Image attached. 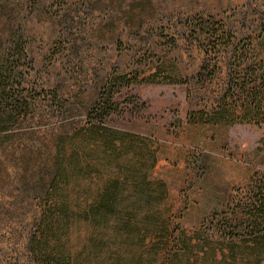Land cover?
Returning <instances> with one entry per match:
<instances>
[{
  "label": "rangeland",
  "instance_id": "rangeland-1",
  "mask_svg": "<svg viewBox=\"0 0 264 264\" xmlns=\"http://www.w3.org/2000/svg\"><path fill=\"white\" fill-rule=\"evenodd\" d=\"M195 16L208 27L253 42L264 35V0H0V52L14 64L9 86L15 89L20 83L31 96L30 114L0 133V264H39L26 241L50 198L56 147L67 152V135L84 125L87 114L100 113L106 104L103 93L114 87L118 73L139 78L159 68L189 80H137L117 87L115 108L101 124L118 132H96L94 148L88 146L89 138L82 143L74 159V185L60 190V196L89 200L102 195L112 179L110 191L119 202L114 211L129 212L133 225L130 244L116 239L118 244L109 247L95 242L93 226L73 222L70 243L89 256L86 264L149 263L147 243L152 239L135 238L143 231L139 219L144 213L168 216L173 228L188 234L209 233L231 205H226L230 198L264 172V122L185 120L192 104L224 85L232 49L220 50L214 76H205L202 85L195 75L203 55L192 40ZM20 44L17 59L15 45ZM255 46L264 51V43ZM15 66L23 76L14 73ZM109 138L115 150L120 147L111 154L106 150ZM157 247L151 251L157 253ZM182 264H264V256L254 263L215 254Z\"/></svg>",
  "mask_w": 264,
  "mask_h": 264
},
{
  "label": "trees",
  "instance_id": "trees-1",
  "mask_svg": "<svg viewBox=\"0 0 264 264\" xmlns=\"http://www.w3.org/2000/svg\"><path fill=\"white\" fill-rule=\"evenodd\" d=\"M191 22L197 27L192 29V40L196 48L203 52L201 63L195 72L202 85L207 83L205 76H214L216 57L220 50L226 47L232 49L226 61L224 85L217 93L203 95L200 101L192 104L185 112V120L189 123H263L264 51L261 52L255 45L264 43V35H257L256 41L253 42L249 37H236L228 29L208 27L204 23L205 20L199 16H195ZM15 46L19 49L16 56L18 59L23 47L22 44ZM12 64L10 65L8 58L0 52V133L14 121L22 120L30 114L31 96L22 90L20 83L16 84L18 88L10 89L8 79L11 67L14 66ZM14 69L15 74L23 76L22 68L15 66ZM137 80L186 83L189 79L172 71L161 73L159 68L139 78L136 74L127 77L126 73H118L114 77L113 82H117L114 87H106L102 97L103 103L106 104L101 107L100 113L87 114L84 125L67 135V152L61 154L59 146L56 147L57 170L49 185L50 198L45 200L27 235L26 248L36 263L86 264L85 259L89 256L82 253L81 249L73 247L69 237L73 222L79 220L93 226L95 242L101 246L112 247L116 242L118 244L116 239L122 240L121 242L128 240L130 244V239L133 238L130 236V229L133 227L132 215L126 210L114 211L119 202L110 191L114 182L112 179L102 195L94 194L89 200L78 199L74 195L64 198L60 196L59 191L63 188L72 189L76 179L72 172L77 166L74 159L79 156V150L82 151V143L86 138L90 139L88 146L94 148L99 143L94 138L96 132H118L101 122L115 108L112 95L116 88ZM189 97L191 93L186 90L188 100ZM115 146L113 139H106L108 153L118 151L120 147L115 150ZM250 181L246 191L239 193L238 197L230 198V202L226 203L231 205L226 206V211L222 210L221 217L217 218L216 225L209 233L194 231L188 234L183 228H173L168 216L154 217V213H144L139 219L143 221V231L135 238L137 240L148 236L154 240H149L147 245L148 255L155 259L151 261L149 258L150 261L146 264L193 263L196 257L206 259L214 257L215 254H218L219 258L245 257L258 263L264 256V172H260ZM156 217L159 218L158 229L154 225ZM155 245L158 246L157 253L151 251ZM137 256L140 257L139 251ZM130 262L135 261L131 259Z\"/></svg>",
  "mask_w": 264,
  "mask_h": 264
}]
</instances>
